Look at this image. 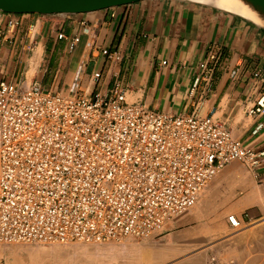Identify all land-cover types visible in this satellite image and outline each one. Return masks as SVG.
Wrapping results in <instances>:
<instances>
[{
  "label": "crops",
  "instance_id": "obj_1",
  "mask_svg": "<svg viewBox=\"0 0 264 264\" xmlns=\"http://www.w3.org/2000/svg\"><path fill=\"white\" fill-rule=\"evenodd\" d=\"M18 17L17 29L4 24L0 35V80L38 82L65 94L84 86L109 94L118 86L129 102L173 115H212L237 139L264 149V127L252 134L264 114H248L264 76V28L252 16L208 1L141 0L87 13ZM75 35L80 40L71 50ZM202 62L213 68L209 77ZM206 186L193 208L161 231L173 249L205 248L173 256L183 258L181 264H264V158L255 166L234 160ZM232 214L239 227L230 223ZM154 258H163V251Z\"/></svg>",
  "mask_w": 264,
  "mask_h": 264
},
{
  "label": "built area",
  "instance_id": "obj_2",
  "mask_svg": "<svg viewBox=\"0 0 264 264\" xmlns=\"http://www.w3.org/2000/svg\"><path fill=\"white\" fill-rule=\"evenodd\" d=\"M4 24L17 29L18 14L0 10V35ZM200 66L209 77L212 66ZM84 87L65 94L0 80V245L153 238L230 162L264 158L212 115H173L129 102L118 86L109 94ZM248 114H264V76Z\"/></svg>",
  "mask_w": 264,
  "mask_h": 264
},
{
  "label": "rangeland",
  "instance_id": "obj_3",
  "mask_svg": "<svg viewBox=\"0 0 264 264\" xmlns=\"http://www.w3.org/2000/svg\"><path fill=\"white\" fill-rule=\"evenodd\" d=\"M192 208L193 207L189 208L188 210ZM171 221L172 219L167 222V225ZM164 231L161 234L148 239L135 238L129 236L119 241H110L102 243L71 241L68 243L53 244L26 242L2 244L0 245V264H33L31 262L30 256L34 255L39 251L54 248L68 251L83 250L87 253L82 254L81 259L86 264H143L141 260L143 259V256L149 252H151L148 259L150 261V264H155L156 262V264H181L180 261L183 258L173 255L181 254L184 252L186 253L190 248L179 250L173 249V247H171V243L165 240ZM217 240L219 241V238L214 239L212 243H216ZM204 248L205 245H198L192 247L189 251L193 250L196 252ZM160 250L163 251V258H160L156 261L154 258V254ZM175 251H177V253ZM166 253L167 255H165ZM194 264L209 263H207L205 259H196V262Z\"/></svg>",
  "mask_w": 264,
  "mask_h": 264
},
{
  "label": "water",
  "instance_id": "obj_4",
  "mask_svg": "<svg viewBox=\"0 0 264 264\" xmlns=\"http://www.w3.org/2000/svg\"><path fill=\"white\" fill-rule=\"evenodd\" d=\"M141 0H0V10L14 14H79L126 5ZM259 18L251 17L264 28V0H241ZM36 84L40 85L38 82Z\"/></svg>",
  "mask_w": 264,
  "mask_h": 264
},
{
  "label": "bare ground",
  "instance_id": "obj_5",
  "mask_svg": "<svg viewBox=\"0 0 264 264\" xmlns=\"http://www.w3.org/2000/svg\"><path fill=\"white\" fill-rule=\"evenodd\" d=\"M201 1H208L217 6L235 10L247 14L249 16L259 18L258 14L254 12L247 4H245L241 0H201ZM85 253L87 252L83 250L68 251V250L54 248V249L39 251L34 255L31 254L32 256L30 257H31V262L33 264H86L81 259L82 254ZM150 253L151 252L143 256V259L141 260L143 264H150L149 263L150 261L148 260Z\"/></svg>",
  "mask_w": 264,
  "mask_h": 264
}]
</instances>
